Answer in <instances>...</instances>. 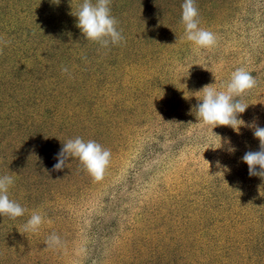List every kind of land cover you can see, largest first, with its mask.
Wrapping results in <instances>:
<instances>
[{
  "label": "rangeland",
  "instance_id": "1",
  "mask_svg": "<svg viewBox=\"0 0 264 264\" xmlns=\"http://www.w3.org/2000/svg\"><path fill=\"white\" fill-rule=\"evenodd\" d=\"M82 3L0 0V177L27 210L0 216V264H264V179L242 161L259 140L194 112L243 67L257 86L238 118L264 127V0H195L210 50L184 38V0H111L108 48L76 26ZM76 137L110 150L102 181L78 158L52 171Z\"/></svg>",
  "mask_w": 264,
  "mask_h": 264
},
{
  "label": "clouds",
  "instance_id": "2",
  "mask_svg": "<svg viewBox=\"0 0 264 264\" xmlns=\"http://www.w3.org/2000/svg\"><path fill=\"white\" fill-rule=\"evenodd\" d=\"M55 3L59 4V0H55ZM110 4L111 0H96L95 4L92 3V0H83L75 14L77 17L76 26L80 29L84 39L104 48L118 45L124 39L121 34L122 30L117 29L118 21L111 15ZM181 7V21L185 26L184 38L198 49L210 50L214 48L217 37L213 32L199 27V12L195 0H184ZM0 42L5 46L10 43V41ZM0 52H2V48H0ZM63 71L67 72V69L65 68ZM256 86L257 81L249 71L243 67L237 68L232 72L230 80L220 86L221 90H217L213 84L202 88L203 96L200 100L202 102L195 106L194 112L202 126L210 127L211 131L217 126L231 127L237 134L241 127L252 129L254 138L259 140V151H247L242 157V161L248 166L249 176H258L264 179V127L258 126L255 120L252 123H246L243 119L238 118L249 106L243 102L242 98ZM224 142L230 145V141L227 139ZM221 147L222 143L219 137V145L216 148ZM227 151L231 154L236 149L234 146H229ZM69 158H78L93 181L100 182L104 179L109 167L111 152L92 140L85 142L80 137L69 139L63 143L57 154V163L53 165L52 171H63L67 167L66 161ZM205 162L209 169V163ZM219 166L217 161V167ZM225 171L228 169L225 168ZM13 184L14 179L11 176L0 177V216L14 220L23 216L27 210L9 198V188ZM43 222L42 215L34 212L24 225V231L36 233ZM60 243V237L55 233L51 234L46 241L48 248H54Z\"/></svg>",
  "mask_w": 264,
  "mask_h": 264
}]
</instances>
